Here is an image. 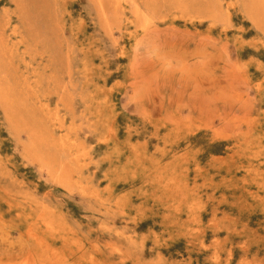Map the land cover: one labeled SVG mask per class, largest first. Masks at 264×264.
I'll use <instances>...</instances> for the list:
<instances>
[{
	"label": "rangeland",
	"instance_id": "374dc122",
	"mask_svg": "<svg viewBox=\"0 0 264 264\" xmlns=\"http://www.w3.org/2000/svg\"><path fill=\"white\" fill-rule=\"evenodd\" d=\"M0 264H264V0H0Z\"/></svg>",
	"mask_w": 264,
	"mask_h": 264
},
{
	"label": "bare ground",
	"instance_id": "6f19581e",
	"mask_svg": "<svg viewBox=\"0 0 264 264\" xmlns=\"http://www.w3.org/2000/svg\"><path fill=\"white\" fill-rule=\"evenodd\" d=\"M114 1V0H113ZM21 7V6H20ZM21 13H22V11H21ZM253 20V19H252ZM255 23V22H254ZM24 124V123H23Z\"/></svg>",
	"mask_w": 264,
	"mask_h": 264
}]
</instances>
